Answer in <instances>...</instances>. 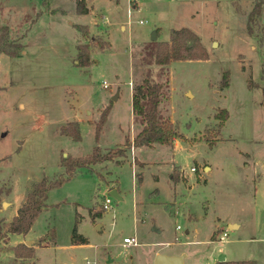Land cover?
<instances>
[{
  "label": "rangeland",
  "instance_id": "obj_1",
  "mask_svg": "<svg viewBox=\"0 0 264 264\" xmlns=\"http://www.w3.org/2000/svg\"><path fill=\"white\" fill-rule=\"evenodd\" d=\"M78 1L87 14H77ZM260 2L250 36L248 13ZM83 25L85 36L77 30ZM0 27L20 46L18 57L0 54V189L10 191L0 197V218L10 220L11 203L16 208L25 201L36 182L63 179L27 235L37 239L40 264H151L154 252L183 254L184 264H264V0H0ZM182 28L196 33L207 51L203 61L166 69L169 95L161 113L182 138L171 147L115 156L125 136H133L131 89L149 71L142 48L153 32L167 42L171 30ZM84 43L93 64L82 68L76 47ZM221 109L228 119L218 130L214 116ZM71 121L79 123V142L60 134ZM94 147L113 159L68 179L62 157L85 159ZM174 170L177 179H171ZM112 187L121 201L109 195ZM105 197L108 212L101 209ZM89 210L102 217L92 220ZM76 214L87 245L71 241ZM229 222L240 227L228 228ZM16 237L1 245L0 264H12Z\"/></svg>",
  "mask_w": 264,
  "mask_h": 264
},
{
  "label": "trees",
  "instance_id": "obj_2",
  "mask_svg": "<svg viewBox=\"0 0 264 264\" xmlns=\"http://www.w3.org/2000/svg\"><path fill=\"white\" fill-rule=\"evenodd\" d=\"M261 2L254 6L248 13V21L246 25V32L253 36L252 25L256 21V17L260 16ZM76 12L78 15L87 14L88 9L84 2L78 1L76 4ZM85 25L77 27L81 36H85ZM170 37L167 42L151 41L142 48L141 63L149 71L143 80L135 84L132 89L131 103H132V120L134 127L138 128L133 139L125 136V142L114 155L117 157H126V150L133 148H148L152 149L155 145L171 147L175 140L182 138L177 132V128L172 120L165 118L161 113V106L166 103L169 95V80L167 78L166 69L172 62H186V61H203L207 59V51L201 43V39L196 33H193L188 28L179 30H171ZM9 30L7 27H0V54L7 55L10 58L18 57L20 46L18 44L9 43ZM107 48L109 43L107 41ZM104 46H101V48ZM90 47L88 44L77 45V62L78 67H89L93 64L90 58ZM152 66H155L157 71H151ZM264 69V67H263ZM248 88L253 90L257 87L249 78L247 81ZM221 88L226 89L229 86L228 73L224 72L221 77ZM264 97V87L261 88ZM108 107L102 111L95 126V138L98 140L100 132L106 123L108 114ZM214 118L218 121L217 128L221 129L224 122L228 119V113L225 109H221ZM60 134L64 137L70 138L76 142L81 141L79 123L76 121L69 122L66 126L60 128ZM213 143H210L212 145ZM110 155V154H109ZM100 155L99 148L94 147L91 154L85 159H73L71 156L61 159V167L64 173L70 177L76 174V170H87L89 166L102 164L104 161H111L112 155ZM123 162L118 163L121 165ZM92 173V172H91ZM138 182L142 179V174L137 175ZM178 172H172L171 179H177ZM63 183V179L48 182L45 178L36 184L32 185L28 192L25 201L19 207L16 216L12 221L5 225L0 220V241L7 238L9 235H26L32 228V224L37 216L43 211L47 195L53 187H57ZM9 194L7 189L3 191L0 189V197L2 194ZM1 210V201H0ZM102 212V211H101ZM93 213L89 210V215L94 220L101 218L102 213ZM78 214H76L74 226L71 232V241L74 244L86 245L88 241L77 233ZM213 237V234L212 236ZM46 238H40L39 244ZM49 242L54 243V231H51ZM15 259L29 260L34 257L33 247L25 244L17 245L11 248ZM216 264H256L253 260L243 261H226L217 262Z\"/></svg>",
  "mask_w": 264,
  "mask_h": 264
},
{
  "label": "crops",
  "instance_id": "obj_3",
  "mask_svg": "<svg viewBox=\"0 0 264 264\" xmlns=\"http://www.w3.org/2000/svg\"><path fill=\"white\" fill-rule=\"evenodd\" d=\"M261 76H264V75H261ZM260 80H261V77H260ZM259 80V81H260ZM259 81H255V82H258L259 83ZM131 94H132V89H131ZM117 96V98H118V95H116ZM134 124H133V131H132V133H133V136L136 134V129H135V131H134ZM135 132V133H134ZM132 133H131V136H132ZM126 135V134H125ZM132 136V139L134 138ZM122 144H124V143H122ZM122 144H120V145H122ZM205 169V171H206V169H208V167H206V168H204ZM111 190H116L117 191V193H118V196L120 197L121 195H120V192H119V189L118 188H115V187H112V188H109V192L111 191ZM120 201H121V199H120ZM24 202V201H23ZM22 202V203H23ZM21 203V204H22ZM6 203L5 202H3L2 203V206H4ZM21 204L20 205H18L16 208L14 207L13 208V204L11 203V210H10V212H9V214H8V217H9V219L10 220H7V219H5V217H1L0 218V220H2L3 221V223H5V225L6 224H8V223H10L11 221H12V218L14 217V216H16V214H17V211L19 210V207L21 206ZM45 209V208H44ZM43 209V210H44ZM101 209H102V207H101ZM12 210L13 211H15V215H12ZM10 213H11V216H10ZM1 214H2V212H1V210H0V216H1ZM229 225H234V227H236V229H238L239 227H240V224L239 223H237V222H229L228 223V225H227V227L229 228ZM33 227V226H32ZM32 229V228H31ZM29 233V232H28ZM28 233L26 234V235H20V236H18V235H16L17 237H16V240H18L17 242H16V245H14V246H12V247H15V246H17V245H20V244H26L27 245V242H32V244L31 245H33V249L35 250L36 249V247H37V245H35V243H37L36 242V240L37 239H33V240H29L28 239ZM10 236H12V235H9L8 237H7V241H9L10 242ZM5 239H3V240H1L0 241V247H1V245L3 244V242H4V240ZM124 239V238H123ZM4 244H6V243H4ZM8 245V244H7ZM11 245H12V243H11ZM87 245V244H86ZM28 246V245H27ZM9 251H11V249L9 250ZM7 252V251H6ZM12 252V251H11ZM9 253V252H8ZM12 255H13V252L11 253ZM157 254H163V255H167V256H179L180 255V253H174V254H169V253H161V252H154L153 254H152V258H151V264H153V262H154V259H155V257H156V255ZM8 259H12L11 261H12V264H40L34 257L32 258V259H29V260H24V259H15L14 258V255L11 257H9L8 256ZM244 260H249V259H244ZM10 261V260H9ZM226 261H229V260H226ZM226 261H223V262H226ZM236 261V260H235ZM237 261H240V260H237ZM254 261V260H253ZM217 263V262H216Z\"/></svg>",
  "mask_w": 264,
  "mask_h": 264
},
{
  "label": "water",
  "instance_id": "obj_4",
  "mask_svg": "<svg viewBox=\"0 0 264 264\" xmlns=\"http://www.w3.org/2000/svg\"><path fill=\"white\" fill-rule=\"evenodd\" d=\"M151 41H157V34L155 32L152 33ZM216 46V44L214 45ZM117 96L113 98V100H116ZM109 195L113 197L114 199L120 201V197L118 196V193L116 190H111L109 192ZM230 227H234V225H229ZM99 228V226H98ZM32 242H27V245L30 246ZM185 255L180 254L179 256H167L163 254H157L153 264H184Z\"/></svg>",
  "mask_w": 264,
  "mask_h": 264
},
{
  "label": "built area",
  "instance_id": "obj_5",
  "mask_svg": "<svg viewBox=\"0 0 264 264\" xmlns=\"http://www.w3.org/2000/svg\"><path fill=\"white\" fill-rule=\"evenodd\" d=\"M102 87L108 88L105 83H103V86ZM190 170L192 172H196V169L193 168V167H191ZM110 204H111L110 198L109 197H105L104 200H103V202H102V204H101L102 210L104 212L110 211L112 209V207L110 206ZM177 228H179V227H177ZM225 236H226V232L222 234V238H220V241L224 240ZM123 240H124V244H126V245L135 246L137 244L136 239H134V238H124Z\"/></svg>",
  "mask_w": 264,
  "mask_h": 264
}]
</instances>
